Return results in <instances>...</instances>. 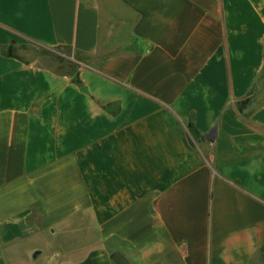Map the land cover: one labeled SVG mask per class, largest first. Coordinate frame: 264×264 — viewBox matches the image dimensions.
Here are the masks:
<instances>
[{"label": "crops", "instance_id": "0c3cea01", "mask_svg": "<svg viewBox=\"0 0 264 264\" xmlns=\"http://www.w3.org/2000/svg\"><path fill=\"white\" fill-rule=\"evenodd\" d=\"M14 42L82 84L0 51V264H264V0H0Z\"/></svg>", "mask_w": 264, "mask_h": 264}, {"label": "trees", "instance_id": "16d2710c", "mask_svg": "<svg viewBox=\"0 0 264 264\" xmlns=\"http://www.w3.org/2000/svg\"><path fill=\"white\" fill-rule=\"evenodd\" d=\"M54 49H60L64 51L67 55H75V52L73 51L72 47L70 46H62L58 45L56 47L52 48H46L40 45H36L35 43H29V44H17L16 42L9 44L7 46H1L0 45V51L6 53V54H15L18 53V50H28L29 52H32L35 55V58H39L41 60L42 58H50L52 61L51 65H45L49 68L54 69L57 72H63L71 76L72 81L77 84H82L81 79V65L75 61L71 60L64 55H58L52 52ZM25 59V58H24ZM27 62H32L30 60L25 59ZM43 65V64H42ZM264 103V62L260 69V72L249 91L248 95L238 101V110L243 120L249 121L251 115ZM189 131L192 135V137L197 141H201L204 136L203 134L198 133V131L193 127V125L190 123L189 125Z\"/></svg>", "mask_w": 264, "mask_h": 264}, {"label": "rangeland", "instance_id": "374dc122", "mask_svg": "<svg viewBox=\"0 0 264 264\" xmlns=\"http://www.w3.org/2000/svg\"><path fill=\"white\" fill-rule=\"evenodd\" d=\"M55 54L57 53L58 55H64L65 57L74 60L73 55H67L64 53V51L60 49H54L52 50ZM18 54L22 55L25 59L32 61L33 63L36 64H43V65H51L52 61L50 58H42L39 60V58H35V55L32 52H29L28 50H18ZM27 264H44L42 258L39 256H36L34 259L33 257L29 259V261H26Z\"/></svg>", "mask_w": 264, "mask_h": 264}]
</instances>
